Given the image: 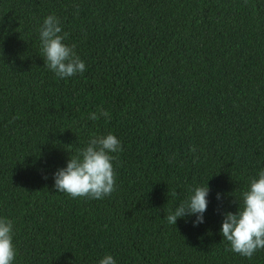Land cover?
Wrapping results in <instances>:
<instances>
[{"label":"trees","instance_id":"trees-1","mask_svg":"<svg viewBox=\"0 0 264 264\" xmlns=\"http://www.w3.org/2000/svg\"><path fill=\"white\" fill-rule=\"evenodd\" d=\"M49 14L83 73L61 79L44 64ZM108 132L122 145L114 191L57 192L56 169ZM261 167L264 0H0V216L14 223L13 264H264V248L241 256L219 231ZM206 184L203 223L163 219Z\"/></svg>","mask_w":264,"mask_h":264},{"label":"clouds","instance_id":"clouds-1","mask_svg":"<svg viewBox=\"0 0 264 264\" xmlns=\"http://www.w3.org/2000/svg\"><path fill=\"white\" fill-rule=\"evenodd\" d=\"M61 32L59 18L49 14L38 27V39L44 64L57 78L66 79L83 73L85 62L75 53L74 46L64 43L65 35ZM100 115L107 118L109 113L101 109ZM97 118L96 112L89 113V119ZM121 150L120 140L111 132L90 137L76 156H71L65 166L53 173V187L71 197L100 199L109 195L115 187L112 153ZM209 191L208 184L192 186L186 199L170 209L163 219L170 225H176L177 219L184 217H194V226L203 223ZM220 197L217 193L218 200ZM238 201L235 212L221 213L219 231L223 240L229 242L232 252L250 258L255 251L264 248V167L249 180L247 190ZM13 238V221L0 216V264H13L17 255ZM98 264L117 262L111 254H105Z\"/></svg>","mask_w":264,"mask_h":264}]
</instances>
